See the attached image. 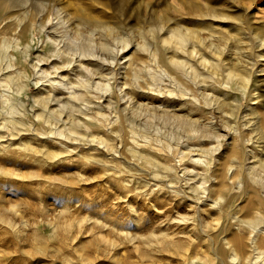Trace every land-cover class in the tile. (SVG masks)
Here are the masks:
<instances>
[{
  "label": "bare ground",
  "instance_id": "1",
  "mask_svg": "<svg viewBox=\"0 0 264 264\" xmlns=\"http://www.w3.org/2000/svg\"><path fill=\"white\" fill-rule=\"evenodd\" d=\"M50 1L8 0L10 7H17L21 12L14 16L11 23L7 24L9 32L1 31L0 35V87H2L0 90V103L2 104L0 146L10 148L14 145V149L22 150L26 156L33 157L41 163L59 160V155L62 153H75L69 145L73 141L69 137L76 138L80 134H86L80 132L81 127L87 130L89 128L87 123H91L94 119L99 122L107 116L105 114L107 112L100 107L101 103L94 104L95 109H91V104L97 97V93L100 90L109 91V81L117 78L116 73H112V68L106 72L99 68V65L104 64L106 55L103 59H95V61L86 58L92 55L90 50L92 43L90 44V39L89 44L79 40L82 33L105 38L112 36L118 29L113 15L108 12L104 14L66 12L64 11L65 1L56 0L57 3ZM190 10L191 12H173V15L164 12L160 16L156 37L159 40V59L155 54H151L156 67L154 73H151L141 84L133 85L127 81L126 77L132 74L137 78L142 58L127 57L123 66L124 75L119 77L121 80L118 84V92H115V100L114 102L107 100L104 104L110 113L114 112L112 121L110 119V123L113 124L109 130L110 136L115 138L126 135L131 139L133 146L128 149L129 155L133 159L141 160L142 164L139 167L144 171H150L154 177V179L151 177L154 180L151 185L146 180L140 185L149 186L151 190L155 186H157L156 189H170L173 195L180 196L181 199H186L197 207L190 215L177 213L172 218L176 225H183L186 228L190 222L191 227L187 228V231H177L182 232L179 234L182 238L177 236L175 229L170 230V227L164 229L159 234L155 245L157 251L177 252L185 264H198V261L200 264H264V147L259 156L258 153L247 150L246 146H241L237 140L232 138L228 144V151L219 158L220 160L209 174L199 170L194 172L193 167L186 166L182 171L183 183L177 186L178 178L173 175L170 164L160 161L156 155L158 151L167 152L175 147L164 139L163 142L162 139L149 141L147 136L146 139L138 140L132 130L133 126L128 124V121H132L131 116H136L137 113H142L149 118H160L164 123L182 129L185 138L194 141L195 146L191 145L186 149L179 145V154L189 156L195 163H203L205 158L218 159L214 157V152L221 146L217 135L221 131H217L214 135L212 123L204 120L202 115L206 112L205 107L208 106L218 113L220 117L218 118L222 119L224 125L225 116L228 114L225 113L234 108L231 101L233 96L246 90L250 77L241 59L233 56L234 58L226 61L224 52L229 42L228 47L236 52H241L244 47L247 48V44L243 45L238 33L222 29L220 20L224 17L208 10V7L193 6ZM51 12L54 13L53 20L55 21L51 24V29H45L51 54L35 55L30 60L33 70L38 74V79H42L44 75L49 76L46 80L48 87L45 86L42 91H39L40 94L33 97V103L39 108L33 111L32 118L42 125L41 128L36 126L35 128L31 120H28L29 125L26 126V107L22 108L11 97V88L19 92L26 73L21 67H15V58L13 59L14 55L10 54L9 49L13 47L16 49L19 46V40L22 39L26 42L20 52L26 54L29 51L27 38L32 30H41L45 27L52 19L49 15ZM181 16L185 17L179 18ZM1 18L0 16V22ZM52 29L56 35L51 32ZM150 31H153V28ZM78 41L81 42L80 45ZM128 45L130 42L127 40L119 49L126 48ZM101 48L106 51L111 50L110 45L106 44ZM249 48L251 46L247 49ZM140 49L144 50L142 46ZM3 58H9L10 61L3 64L1 62ZM146 67L149 66H145V69ZM9 68L14 69L12 72H3L7 71L4 69ZM260 70L263 71L264 68ZM50 74L56 75L58 79L51 78ZM39 81L43 80H37L35 83L38 84ZM199 81H202L198 84L200 91H195L197 84L190 83ZM55 86H58L57 90ZM263 91L261 90V95ZM230 93L232 95L229 100L228 94ZM149 94L160 95L163 100L158 104L149 102L146 99ZM255 98L258 103L259 95ZM248 110L249 112L241 116L246 119L242 121V125H251L248 139H254L257 142L261 137L264 138V104L261 103L258 107ZM64 111L67 113L62 117L61 114ZM141 121L139 119V122ZM223 133L221 132L222 135ZM22 135H29V137L23 141ZM56 138L60 139L58 141L63 146L59 153L48 150L40 142L43 139L46 141ZM34 141L40 144H32L31 142ZM88 141H96L108 150H113L110 137L101 136ZM210 141H216L217 145L208 144V142L213 143ZM196 166L199 167V164ZM113 167L107 166V169H113ZM162 177L166 178L162 180L163 183L161 179H158ZM240 183L246 185L243 192L238 195L230 194L226 198L225 195ZM207 215H209L208 218H206ZM7 223L10 224L9 221ZM204 239L208 242L203 250L204 253H197L192 248V244ZM101 240H103L102 237ZM103 242L112 247L116 245L113 241L106 239Z\"/></svg>",
  "mask_w": 264,
  "mask_h": 264
},
{
  "label": "rangeland",
  "instance_id": "2",
  "mask_svg": "<svg viewBox=\"0 0 264 264\" xmlns=\"http://www.w3.org/2000/svg\"><path fill=\"white\" fill-rule=\"evenodd\" d=\"M62 1H65L64 11L66 12L91 14L108 12L113 15L118 29L112 36L105 38L82 33L79 40L89 44L90 39L92 55L86 58L95 61V59H103V56L106 55L104 59L107 57L108 60L106 58L104 64L99 65V68L104 72L112 68V73H116L118 79H111L109 81L110 90L106 92L100 90L91 104V109H95L94 104L101 103L100 107L107 112L105 113L107 116L99 122L94 119L91 123H87L89 125L87 130L81 127L80 132L86 134H80L81 136L76 138L69 137L71 141L73 140L72 142L69 141L71 142L69 145L75 153H62L59 155V160L41 163L34 160L33 157L26 156L22 150L14 149V145L10 148L0 146V264H156L157 262L159 264H185L177 252L157 251L155 245L159 234L166 228L170 227V230L175 229L176 232L178 230L187 231V228L191 227L190 222L185 228L183 225L173 223L172 218L177 213L190 215L197 207L188 200L173 195L170 189H156L157 186H155L151 190L149 186L140 185L144 180L151 185L154 182V177L150 171H144L139 167L142 164L141 160L133 159L129 155L128 149L133 146L131 139L126 135L115 138L110 136L109 130L113 125L110 123V119L112 121L114 112L111 111L110 113L104 104L107 100L112 102L115 100V92H118V84L121 80L119 77L124 75L125 68L123 66L127 57L142 58L140 62L142 65L139 69L140 72L137 73V78L132 74H127V81L131 84H141L151 73H154L156 63L154 65L151 54H155L159 59V40L156 37L158 21L164 12L173 15V12H191L190 9L193 6L200 8L206 6L208 10L224 17L220 20L222 29L231 33H238L243 45L247 44V48L251 46L249 49L244 47L241 52H236L228 47L230 42L226 46L224 52L226 61L234 57L241 59L250 77L246 90L235 95L236 97L233 96L231 101L234 108L225 113L228 114L225 116L224 125L222 119L219 120L218 113L208 106L205 107L206 112L202 115L204 120H209L212 123L214 135L217 131L225 133L223 135L221 132L216 133L221 144L219 149L214 152V157L218 158L215 159L217 161L205 158L203 163H195L191 161L189 156L179 154V145L186 149L191 145L192 147L195 146L194 141L186 139L182 129L166 124L160 118H149L142 113H137L136 116H131L132 121H128V124L133 126L132 130L138 140L146 139L145 137L148 136L147 140L149 141L162 139V142L166 140L175 147L167 152L158 151L156 155L160 161L170 164L173 175L178 178L177 186L183 183L181 180L182 171L186 166L193 167L194 172L199 170L209 174L220 160L219 158L228 151V144L232 138L237 140L241 146H246L247 150L261 153V149L264 147V138L261 137L257 142L254 139H248L251 125L243 126L242 123L246 119L241 118V116L249 112L248 109L258 107L261 103L264 104V91L262 95L260 94L261 90H264V70L259 71V69L264 68V0ZM50 2L57 3L56 0ZM56 7L57 5L53 8ZM19 12L21 11L17 7L8 5V0H0V16L2 17L0 35L1 31L9 32L7 24L11 23L14 16ZM49 15L52 19L45 25L46 28L32 30L27 38L29 51L26 54L20 52L26 42L22 39L19 40V46L16 49H13L14 47L9 49L10 54L14 55L15 67H21L26 73L23 77L24 80L22 79L21 90L16 92L13 87L11 88V97L22 108L26 107V126L29 125L28 120H31L34 127L41 128L42 126L32 118L33 111L39 108L33 103V97L40 94L39 91H42L45 86L48 87L46 80L49 76L44 75L42 79H38V74L33 70L30 60L35 55L51 54L45 31L51 29V24L55 20H53V12ZM182 17L185 16L179 18ZM186 23L189 22L186 21ZM78 27L82 26L78 25ZM149 27L150 29L153 28V31H150ZM51 32L56 35L53 29ZM127 40L130 45L120 50L122 43ZM80 41H78V45H80ZM259 43L262 44L259 45ZM105 44L110 45V51L101 48ZM140 46L144 50H141ZM117 47L119 50L116 49ZM8 61H10L9 58L1 60L3 64ZM147 65L149 67L145 69ZM13 69H4L7 71L3 72H12ZM55 76L50 74L51 78L54 77L57 80L58 78ZM37 80L43 81L36 84ZM201 82L190 84H197L195 91H200L198 84ZM40 84L42 85L39 86ZM55 87L57 90L58 86ZM1 89L2 87H0ZM192 89L194 90V87ZM231 95L232 93L228 94L229 100ZM256 95H259L258 103H256ZM252 97L253 99H251ZM146 99L155 104L161 103L163 100L160 95L155 94L147 95ZM1 107L2 104L0 103V111H2ZM66 113L67 111L62 112V117ZM139 119L143 122H139ZM228 127L230 129L232 127L233 130ZM43 128L46 127L43 126ZM154 131L160 133L157 134ZM178 133L180 134L178 135ZM101 136L112 138L113 150H108L103 144L96 141L97 144L88 141ZM21 137L24 141L29 135H22ZM58 140L60 139H47L46 141L43 139L40 142L48 150L59 153L63 146ZM253 141L255 142L253 143ZM40 142L31 143L38 145ZM210 142H213H208L212 146L217 145L216 141ZM126 145L127 147H125ZM198 164L199 167L196 166ZM107 166L114 167L107 169ZM158 179H161L162 183L166 180L164 177ZM155 182L158 181L155 180ZM245 187V184H237L225 197L227 198L233 193H235L234 195L241 194ZM208 217L209 215L206 216V218ZM8 221L10 224L7 223ZM177 233V236L182 238L179 235L182 232ZM101 237L103 240L113 241L116 245L112 247L105 244ZM207 243V240L204 239L198 243H193L192 248L197 253H204L203 250H205ZM198 264H200L199 261Z\"/></svg>",
  "mask_w": 264,
  "mask_h": 264
}]
</instances>
